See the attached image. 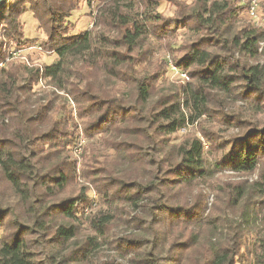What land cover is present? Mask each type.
<instances>
[{
    "label": "trees",
    "instance_id": "16d2710c",
    "mask_svg": "<svg viewBox=\"0 0 264 264\" xmlns=\"http://www.w3.org/2000/svg\"><path fill=\"white\" fill-rule=\"evenodd\" d=\"M80 2L97 4L96 18L73 33ZM236 2L194 0L169 21L154 0L0 2V264H264V31ZM28 10L39 42L25 38ZM181 23L191 39L165 50L187 82L157 84L168 61L156 65L149 45ZM32 47L56 60L12 54ZM73 112L93 144L83 173L94 211L88 188L63 195L76 173ZM193 125L201 138L173 143ZM103 244L114 259L93 258Z\"/></svg>",
    "mask_w": 264,
    "mask_h": 264
},
{
    "label": "rangeland",
    "instance_id": "374dc122",
    "mask_svg": "<svg viewBox=\"0 0 264 264\" xmlns=\"http://www.w3.org/2000/svg\"><path fill=\"white\" fill-rule=\"evenodd\" d=\"M157 2L156 8H154L155 12L157 14H160L165 20L169 21L175 18H179L182 14L189 13L191 10L194 0H154ZM232 5H235L237 2L236 0H230ZM96 5L92 4L91 7H87L83 2H80L78 11L73 13L72 18L70 19V22L72 23V29L73 33L77 32H83L87 29H91L93 27L94 19L96 18ZM251 26L255 28H259L264 31V0H259V5L257 9V18L256 19H247ZM21 22L24 27V35L26 39H32L35 38L37 42H39L41 39L44 38V33L41 29L38 27L37 21L33 18V14L31 11L25 12L21 16ZM170 36L168 38L159 40L162 43L159 44L158 41H151L150 43V49L148 50L147 54H149L150 57L153 58V62L158 65V62L161 60V58L166 59L168 61V70L166 69V74L163 76V78L157 83L161 84L162 82H165V84H171L175 86L176 88L180 85H183L187 82V77L184 74H180L177 72V70H172L169 61V52L168 50H165V44L167 40H173V43L175 46L182 45L186 40L191 39V36L193 35L189 30H187V27H184L183 23L178 24L177 26L173 27V31H170ZM171 37V38H170ZM152 45L154 47H152ZM152 47V48H151ZM146 47L144 48V50ZM12 54L15 57L19 58H25L28 60H31L34 64L42 65V64H51L53 63L56 58L53 55L46 56L40 52V49L38 47H32L30 49H25L20 52H12ZM159 86V85H158ZM42 88V87H40ZM44 88V87H43ZM71 105L72 110L73 104L69 102ZM73 120L78 125V128L76 129V133L78 134V140L74 143V146H72V150H70V156L72 160L76 161V173L71 178L69 187L63 194L64 196L73 195L79 190L80 188H88V195L90 196V200L92 203V209L90 210H96L98 206L97 204V196L95 192L93 191L94 188V180L87 174H84V170L87 168H90L88 166L86 168L85 164V156L84 154V148L86 151V148H91L93 144L88 141L84 134L82 133L81 126L82 124L77 120L75 113L73 112ZM255 121H257L259 124H264V113L255 115ZM207 128L214 129V131H218L216 127H213L212 125H207ZM222 137L226 136L227 134L235 133V131H229L227 132L225 127H222ZM221 130V129H219ZM221 134V131H219ZM197 136L201 138L200 135V128L197 125L188 126L182 130H180L178 133L172 136V138H175V142L177 143L184 138L187 137H193ZM111 154V152H108ZM219 180L223 182H240V181H252L257 178V172L253 173L250 176H238L234 175L229 172H224L221 176L218 177ZM217 178V179H218ZM2 186V181L0 179V187ZM204 194L206 195V207L207 209L210 208V205L212 204L214 198L209 191L206 189L204 190ZM96 206V207H94ZM89 210V211H90ZM86 211V212H89ZM90 233L86 229V225L83 228H79V240H84L85 236H87ZM111 233H115L116 231H111ZM115 253L113 249L107 244H103V246L97 251V253L93 256V258L102 257L107 259H114ZM104 259L99 258L95 262L102 261ZM116 260V259H115Z\"/></svg>",
    "mask_w": 264,
    "mask_h": 264
},
{
    "label": "built area",
    "instance_id": "2783aa9c",
    "mask_svg": "<svg viewBox=\"0 0 264 264\" xmlns=\"http://www.w3.org/2000/svg\"><path fill=\"white\" fill-rule=\"evenodd\" d=\"M249 1V9L248 14L251 19L257 18V9L259 5V0H248ZM172 70H176L171 64L169 65Z\"/></svg>",
    "mask_w": 264,
    "mask_h": 264
},
{
    "label": "water",
    "instance_id": "95a60500",
    "mask_svg": "<svg viewBox=\"0 0 264 264\" xmlns=\"http://www.w3.org/2000/svg\"><path fill=\"white\" fill-rule=\"evenodd\" d=\"M2 0H0V2H1Z\"/></svg>",
    "mask_w": 264,
    "mask_h": 264
}]
</instances>
